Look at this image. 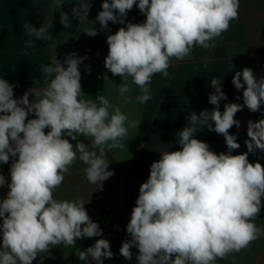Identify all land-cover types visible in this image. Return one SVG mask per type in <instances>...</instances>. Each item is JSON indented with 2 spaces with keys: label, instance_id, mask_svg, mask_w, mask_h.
I'll return each mask as SVG.
<instances>
[{
  "label": "clouds",
  "instance_id": "clouds-1",
  "mask_svg": "<svg viewBox=\"0 0 264 264\" xmlns=\"http://www.w3.org/2000/svg\"><path fill=\"white\" fill-rule=\"evenodd\" d=\"M62 3L56 0L55 10ZM134 5L146 15L145 22L127 23L106 40L104 65L123 81L118 86L123 105L132 103L133 85L141 93L137 102L150 100L153 75L168 77L172 58L183 60L194 46L214 47L230 21L238 19L240 7L239 0H103L96 20L103 29L110 21L124 24ZM90 8V0H77L72 15L86 25L83 32L94 37L98 33L88 21ZM60 23L70 26L64 12ZM51 26L52 21L39 28L24 22L23 30L36 40H51ZM32 43L28 41L29 46ZM83 59L72 53L61 62L54 56L50 64L41 65L46 86L32 87L19 99L14 98L15 85L0 78V163L12 158L9 191L0 200V264H33L37 257L42 264L55 246H75L77 239L102 235L84 207L89 199L82 195L56 199L54 193L77 160L86 165V180L95 190L102 189V182L114 175L107 152L124 148L129 130L137 129L140 121L130 119L120 104L104 95L93 100L83 94L79 71ZM103 79L107 81V75ZM210 83L215 90L209 94V103L215 106L211 113L203 110L188 117L177 134L179 150L160 152L139 188L126 226L131 239L119 249L126 260L132 259L135 246L138 264H216L264 235V226L255 223L264 198V165L248 160L249 153L264 152V119L248 121L245 153L232 154L240 144L229 133L233 126L239 128L234 117L244 106L251 112L260 110L264 78L257 80L248 67L237 71L232 83L243 89V104L228 103L223 112L219 104L226 95L221 82L212 78ZM30 114L35 118L29 119ZM201 126L224 136L227 154H217L194 138ZM80 136L90 138L91 146L78 140ZM5 184L0 173V187ZM77 255L81 261L91 257L103 264V258L114 254L109 241L101 238L85 250L77 249Z\"/></svg>",
  "mask_w": 264,
  "mask_h": 264
},
{
  "label": "crops",
  "instance_id": "crops-1",
  "mask_svg": "<svg viewBox=\"0 0 264 264\" xmlns=\"http://www.w3.org/2000/svg\"><path fill=\"white\" fill-rule=\"evenodd\" d=\"M55 3L56 0H0V78L15 85L14 98L19 99L32 87L40 89L46 86V77L41 71V65L50 64L54 56L61 62L72 53L83 57L79 66L83 94L93 100L98 95H104L113 104H120L121 110L128 113L130 119L137 118L140 121L137 129L129 130L124 148L107 152L121 167L129 171L149 175L151 164L158 159L160 152L179 150L177 134L187 125L188 117L193 112L199 116L203 110L211 113L215 107L209 103V94L215 91L210 83L212 78L220 80L221 90L226 95V99H222L219 104L221 112L228 103L243 104V89L237 90L232 83L237 71L248 67L252 69L257 80L264 78V0H239L238 19L230 21L229 29L215 40L214 47L204 49L194 46L183 60L172 58L167 70L168 77L159 73L153 75L149 84L151 99L144 104L137 102L135 97L141 93L139 88L133 85L129 94L133 101L128 105H123L119 97L118 86L123 83L122 79L113 76L105 68L104 61L108 55L106 40L108 35L115 34L120 27H126L127 23H144L146 15L140 13L134 5L128 11L124 24L110 21L107 29H103L96 20L102 10L103 0H90L88 21L98 33L90 37L83 32L86 25L80 24L79 19L72 15V8L77 0H72V3L63 0L57 10L54 8ZM61 12L69 16L70 26L67 28L60 23ZM44 21H52V26L48 29L51 40H36L23 30L24 22L39 28ZM29 40L33 41L31 46L28 44ZM104 75H107V81L103 79ZM29 99H33L31 94ZM28 118L35 116L30 114ZM234 118L240 122V126H233L229 133L237 137V143L245 142L249 139L248 121L264 119V103L257 112H251L244 106ZM211 135L221 136L225 140L223 135L203 126L198 128L194 138L206 142L210 150L217 154H227L226 143L204 140ZM86 139L91 142L90 138ZM69 141L73 145L76 144ZM247 151L246 144H240V148L233 150L232 154ZM248 160L264 165V152L257 150L249 153ZM107 161L109 170L113 171L114 175L102 182V189L95 190V186L86 180V165L77 160L70 166L62 185L54 193L56 199L72 200L78 195H82L86 201L89 199L84 207L91 220L98 225L117 216L119 202L124 196L125 176L111 161ZM11 163L12 158L7 164L0 163V173L6 180L5 186L0 187V200L6 198L9 191L7 184L11 182L10 173H4L6 165ZM141 184L139 180L132 183L128 196L129 217L136 206ZM255 223L257 226H264V198ZM103 239L109 241L114 254L111 259L103 258V264H138L136 257L139 253L135 246L131 248V260H126L119 252L122 243L131 237L114 233ZM87 240L88 238L77 239L75 246L60 245L51 248L49 253L43 256L42 264H96L91 257L87 261L78 258L77 249L85 250ZM233 256L235 264H264V235L239 253L230 254L224 260H217L216 264H233ZM40 262L41 257H37L33 264Z\"/></svg>",
  "mask_w": 264,
  "mask_h": 264
},
{
  "label": "trees",
  "instance_id": "trees-1",
  "mask_svg": "<svg viewBox=\"0 0 264 264\" xmlns=\"http://www.w3.org/2000/svg\"><path fill=\"white\" fill-rule=\"evenodd\" d=\"M47 131H48V129L45 132H47ZM65 138L71 140L70 137H65ZM78 140L82 141L86 145H89V147L91 146V142L83 136L78 137ZM204 140L205 141H214L215 140V141H221L223 143H226L225 140L221 136H216V135L208 136ZM71 141H74L77 143L76 140H71ZM239 144H245V142H240ZM106 159L111 161L112 164L125 176L124 196H123L122 200L119 202V211H118L117 216L111 220H105L104 222H102L99 225V228L102 231V235L99 237L88 238L86 245H85V249H87L88 247L93 245L97 239L104 238V237L111 235V234H114V233L120 234L124 237H130V235L126 231V226L130 221V217L128 214L129 192H130V189H131V186H132V183L134 180H139L142 183H144L147 181V179L149 177L148 174L129 171V170L125 169L124 167H121L114 160V158L108 154H106ZM159 159H160V156H158V159L156 161H158ZM10 166H11V164L6 165V171L4 174L10 173Z\"/></svg>",
  "mask_w": 264,
  "mask_h": 264
}]
</instances>
